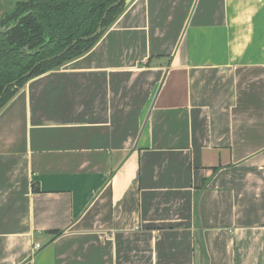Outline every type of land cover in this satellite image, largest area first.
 <instances>
[{
    "label": "crops",
    "instance_id": "0c3cea01",
    "mask_svg": "<svg viewBox=\"0 0 264 264\" xmlns=\"http://www.w3.org/2000/svg\"><path fill=\"white\" fill-rule=\"evenodd\" d=\"M0 264H264V0H129L28 80L0 110Z\"/></svg>",
    "mask_w": 264,
    "mask_h": 264
},
{
    "label": "trees",
    "instance_id": "16d2710c",
    "mask_svg": "<svg viewBox=\"0 0 264 264\" xmlns=\"http://www.w3.org/2000/svg\"><path fill=\"white\" fill-rule=\"evenodd\" d=\"M128 1L109 10L103 32L93 37L104 13L117 0H12L0 18V110L28 80L91 50Z\"/></svg>",
    "mask_w": 264,
    "mask_h": 264
},
{
    "label": "water",
    "instance_id": "95a60500",
    "mask_svg": "<svg viewBox=\"0 0 264 264\" xmlns=\"http://www.w3.org/2000/svg\"><path fill=\"white\" fill-rule=\"evenodd\" d=\"M121 1H123V0H117L116 3L112 4L111 6H109V8H108V9L106 10V12L104 13L105 15L103 16V19L101 20V22H100V24H99V26H98L96 32L92 35L93 37L99 36V35L103 32L102 23H103V20L107 17V15H108L107 13L109 12L110 9H112V8L115 7V6H117V4H119ZM7 9H8V8H6L5 11H6ZM76 42H77V40H74L70 46L74 45ZM70 46H69V47H70ZM69 47H68V49H69ZM68 49H66L65 51H63L62 54L65 53ZM28 74H29V73H28ZM17 82H18V81H15V82H13V83H11V84L15 85ZM11 84H8V85L5 86L3 93L6 91V89H7Z\"/></svg>",
    "mask_w": 264,
    "mask_h": 264
},
{
    "label": "rangeland",
    "instance_id": "374dc122",
    "mask_svg": "<svg viewBox=\"0 0 264 264\" xmlns=\"http://www.w3.org/2000/svg\"><path fill=\"white\" fill-rule=\"evenodd\" d=\"M12 0H0V18L3 15V12L6 8L11 5Z\"/></svg>",
    "mask_w": 264,
    "mask_h": 264
},
{
    "label": "built area",
    "instance_id": "2783aa9c",
    "mask_svg": "<svg viewBox=\"0 0 264 264\" xmlns=\"http://www.w3.org/2000/svg\"><path fill=\"white\" fill-rule=\"evenodd\" d=\"M38 247H40V246L38 245Z\"/></svg>",
    "mask_w": 264,
    "mask_h": 264
},
{
    "label": "flooded vegetation",
    "instance_id": "af4514ba",
    "mask_svg": "<svg viewBox=\"0 0 264 264\" xmlns=\"http://www.w3.org/2000/svg\"><path fill=\"white\" fill-rule=\"evenodd\" d=\"M3 14H4V12H3Z\"/></svg>",
    "mask_w": 264,
    "mask_h": 264
}]
</instances>
